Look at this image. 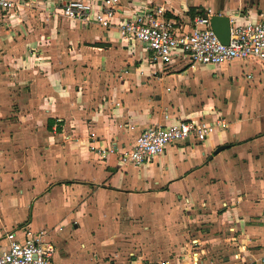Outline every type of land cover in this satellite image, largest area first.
Masks as SVG:
<instances>
[{"label": "crops", "instance_id": "crops-1", "mask_svg": "<svg viewBox=\"0 0 264 264\" xmlns=\"http://www.w3.org/2000/svg\"><path fill=\"white\" fill-rule=\"evenodd\" d=\"M24 1L0 19V249L26 227L52 264H175L158 248L186 198L219 250L206 264H264V62L152 63L116 26L152 8L183 31L207 10L264 21V0H119L107 29L63 17L69 0ZM182 119L220 125L138 167L100 153Z\"/></svg>", "mask_w": 264, "mask_h": 264}, {"label": "built area", "instance_id": "built-area-1", "mask_svg": "<svg viewBox=\"0 0 264 264\" xmlns=\"http://www.w3.org/2000/svg\"><path fill=\"white\" fill-rule=\"evenodd\" d=\"M24 3V0H0V19L17 18ZM118 5L119 0H69L62 4L60 11L66 19L95 23L107 29L112 25ZM161 13L158 8L140 9L121 19L116 25L119 39L130 46L140 44L148 53L149 61L162 65L179 59L191 67H216L234 60L264 62L263 20L229 18V38L223 44L211 29L210 19L214 15L210 10L197 15L188 31L176 29ZM219 125V121L182 119L168 125L150 126L139 133L129 149L120 152L107 149L100 153H116L122 165L138 167L161 155L169 145L204 141ZM19 232L21 235L17 236ZM44 235V231L31 233L26 227L6 232L0 264H52L55 247L44 240ZM194 264L199 262L195 259Z\"/></svg>", "mask_w": 264, "mask_h": 264}, {"label": "rangeland", "instance_id": "rangeland-1", "mask_svg": "<svg viewBox=\"0 0 264 264\" xmlns=\"http://www.w3.org/2000/svg\"><path fill=\"white\" fill-rule=\"evenodd\" d=\"M13 17L9 18L11 19ZM235 67L236 66H234L233 69H235L236 72L237 67ZM218 79L220 80V77ZM197 82H199V79H197ZM204 82L206 81L202 80V83ZM213 82L215 81L213 80ZM191 203L193 202H190L185 198L179 206L177 214V224H179V240H177V242H172L173 244H171L172 240H170L169 237L164 236V233L160 238H164V240H162L163 246L158 248L160 249L159 251H162L159 253L163 254V256L168 259L175 258L177 260V263L175 264H194L195 258L198 262H200L199 264H206L207 256H216L215 254L219 251L218 248H212V246L208 244L207 247L210 252H206V220H203L200 216H198L202 213L200 210L192 211V208L190 207ZM174 221L175 220H173V222ZM147 251V255L152 256V252L154 251H151L150 246L147 247ZM223 255L224 253L220 255L217 254V259L215 261L216 264H223Z\"/></svg>", "mask_w": 264, "mask_h": 264}, {"label": "water", "instance_id": "water-1", "mask_svg": "<svg viewBox=\"0 0 264 264\" xmlns=\"http://www.w3.org/2000/svg\"><path fill=\"white\" fill-rule=\"evenodd\" d=\"M210 26L218 40L227 44L229 38V18L226 16L214 15L210 19Z\"/></svg>", "mask_w": 264, "mask_h": 264}, {"label": "trees", "instance_id": "trees-1", "mask_svg": "<svg viewBox=\"0 0 264 264\" xmlns=\"http://www.w3.org/2000/svg\"><path fill=\"white\" fill-rule=\"evenodd\" d=\"M190 15L193 17V13H190ZM198 15H204V12H203V11H200V12L198 13Z\"/></svg>", "mask_w": 264, "mask_h": 264}]
</instances>
